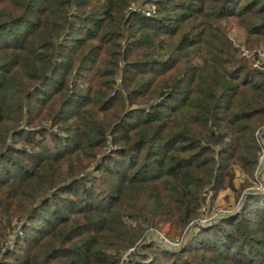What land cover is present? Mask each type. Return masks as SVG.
I'll return each mask as SVG.
<instances>
[{
    "label": "trees",
    "instance_id": "obj_1",
    "mask_svg": "<svg viewBox=\"0 0 264 264\" xmlns=\"http://www.w3.org/2000/svg\"><path fill=\"white\" fill-rule=\"evenodd\" d=\"M235 42L264 50V0H0V264H264V69Z\"/></svg>",
    "mask_w": 264,
    "mask_h": 264
},
{
    "label": "built area",
    "instance_id": "obj_2",
    "mask_svg": "<svg viewBox=\"0 0 264 264\" xmlns=\"http://www.w3.org/2000/svg\"><path fill=\"white\" fill-rule=\"evenodd\" d=\"M155 10H156V8L154 6L149 5L145 8V10L143 11V14L145 15V17H151L152 15L155 14ZM240 51L242 53V56H244V57L248 53L242 47H240ZM250 56H252V53H250ZM254 60H255L254 64H253L254 68L264 69V50L260 49V50L256 51V53L254 54ZM263 137H264V131L261 132L258 136L259 143L263 149L262 153L259 155V158H258L259 169H261V170L264 168V139H263ZM259 177H260V175H259ZM254 189L255 190L253 192H256V193L264 192V182H260ZM209 208H210L209 204L206 203L200 211L201 216L198 219V221L193 223L190 226L194 230L195 233L199 232L200 229H205V228L211 227L218 220H220L221 218H223L229 214L228 208H225L224 210H222V209H219L216 206V204L214 205V207L211 210H209ZM150 241L155 242L159 247H161L162 249H164L166 251H170V252H177L184 245V239H181V240L176 239L173 241H169L157 233L149 234L145 238L143 245L145 243L150 242ZM131 252H133V250H131L130 253ZM123 260L127 261L126 257H124Z\"/></svg>",
    "mask_w": 264,
    "mask_h": 264
},
{
    "label": "rangeland",
    "instance_id": "obj_3",
    "mask_svg": "<svg viewBox=\"0 0 264 264\" xmlns=\"http://www.w3.org/2000/svg\"><path fill=\"white\" fill-rule=\"evenodd\" d=\"M236 46H241L239 43L235 42ZM245 51H247V55L245 56L246 59H252L253 60V63L252 65L254 64V59L253 58H250V51L247 50V48L241 46ZM228 196V192L224 191V192H220L217 196V199H216V206L219 208V209H222L224 210L225 208L228 207V202H232L233 201V196L232 195H229V201L225 200L224 197H227ZM232 206H233V202H232Z\"/></svg>",
    "mask_w": 264,
    "mask_h": 264
}]
</instances>
